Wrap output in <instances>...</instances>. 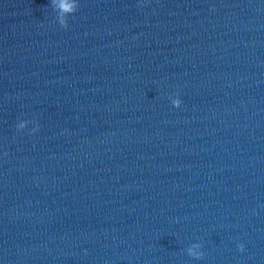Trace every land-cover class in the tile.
<instances>
[{
	"label": "clouds",
	"instance_id": "1",
	"mask_svg": "<svg viewBox=\"0 0 264 264\" xmlns=\"http://www.w3.org/2000/svg\"><path fill=\"white\" fill-rule=\"evenodd\" d=\"M52 3L56 6L58 10V23L61 27L67 29L69 26V17L74 15L78 9H79V2L78 0H52ZM181 100L179 98H175L172 100V104L174 107L179 108L181 105ZM18 129L24 128L25 123H20L17 125ZM38 128V126H37ZM37 129H33V131H36ZM202 248V244L196 243L191 245L187 249L188 256L196 259L201 260L204 258V252L203 251H196L195 249ZM239 250L242 252L244 251V246L241 244L239 245Z\"/></svg>",
	"mask_w": 264,
	"mask_h": 264
}]
</instances>
